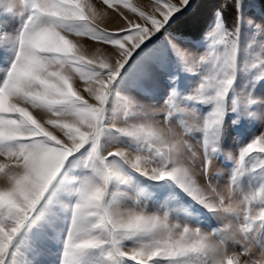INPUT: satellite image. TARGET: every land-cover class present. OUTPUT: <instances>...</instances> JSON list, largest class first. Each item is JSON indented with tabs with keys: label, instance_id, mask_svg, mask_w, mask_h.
Here are the masks:
<instances>
[{
	"label": "snow or ice",
	"instance_id": "6c2138e0",
	"mask_svg": "<svg viewBox=\"0 0 264 264\" xmlns=\"http://www.w3.org/2000/svg\"><path fill=\"white\" fill-rule=\"evenodd\" d=\"M197 6L0 0V264H264V18Z\"/></svg>",
	"mask_w": 264,
	"mask_h": 264
},
{
	"label": "rangeland",
	"instance_id": "374dc122",
	"mask_svg": "<svg viewBox=\"0 0 264 264\" xmlns=\"http://www.w3.org/2000/svg\"><path fill=\"white\" fill-rule=\"evenodd\" d=\"M93 3H97V0H92ZM131 3H146L147 0H130ZM198 0H194V3H197ZM173 3H179V0H173ZM245 18L247 19L248 17H254L257 22L260 21V19L264 18V14L259 10L258 8V3L256 0H245ZM189 9L186 12H182V13H177V18L181 17L187 13L190 12ZM176 18V19H177ZM9 26H11L12 21L9 20L8 21ZM170 31V29H169ZM175 35V34H174ZM245 35H249V29L248 26L245 25ZM163 37H158L157 41H153V44H157L162 40ZM186 41L189 42H195L193 38H189V37H183ZM264 39V37H257V39L254 42H249V41H245V45L247 47H249V53L246 56V59L249 61L250 65L252 66V71H254L255 75H259V64L261 63V61H264V54L261 53V49H260V40ZM151 47V46H150ZM184 47H188L187 44L184 45ZM191 79V78H188ZM161 88L163 89V80L160 79L159 81ZM186 83H191L190 80H186ZM130 95H137L138 99H140L141 103L144 104H152L154 103L153 99L151 98V96L148 95H144V94H137L136 92H131L129 93ZM264 95V86H261L259 84V82H257V86L255 88V96L256 97H260ZM253 112H258L259 108L257 107H253L252 108ZM260 131H264V128L261 127V125L259 123L253 122V123H248L246 122L243 126V128L241 129L242 135L244 138H249L251 137L253 134H259ZM236 143V133L233 132L231 133L230 137H229V144L228 147L224 150L225 152H232V151H236L238 154V148L234 149V144ZM231 161H229L226 165L225 161L223 159H220L217 162V167L221 170V175H223L224 172H226L228 170V168H230L231 166ZM221 183H223V180L220 181ZM208 223H212L213 226L214 222L213 221H209ZM257 257H259V253H257ZM39 259L43 262V264H54L55 259H56V249L51 247L50 245L48 247H46L43 252L42 255L39 257Z\"/></svg>",
	"mask_w": 264,
	"mask_h": 264
},
{
	"label": "trees",
	"instance_id": "16d2710c",
	"mask_svg": "<svg viewBox=\"0 0 264 264\" xmlns=\"http://www.w3.org/2000/svg\"><path fill=\"white\" fill-rule=\"evenodd\" d=\"M259 10L264 14V0H256ZM220 0H198V6L192 8L189 13L178 17L170 27V32L175 35L189 38H198L202 35L206 23L210 19L214 7Z\"/></svg>",
	"mask_w": 264,
	"mask_h": 264
}]
</instances>
